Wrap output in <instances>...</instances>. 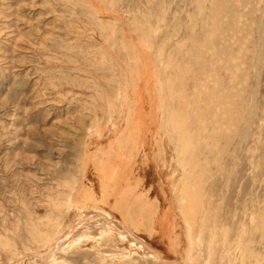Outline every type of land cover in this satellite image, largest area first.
<instances>
[{
  "label": "rangeland",
  "instance_id": "374dc122",
  "mask_svg": "<svg viewBox=\"0 0 264 264\" xmlns=\"http://www.w3.org/2000/svg\"><path fill=\"white\" fill-rule=\"evenodd\" d=\"M0 264H264V0H0Z\"/></svg>",
  "mask_w": 264,
  "mask_h": 264
},
{
  "label": "bare ground",
  "instance_id": "6f19581e",
  "mask_svg": "<svg viewBox=\"0 0 264 264\" xmlns=\"http://www.w3.org/2000/svg\"><path fill=\"white\" fill-rule=\"evenodd\" d=\"M167 86H168V85H167ZM166 88H167V87H166ZM163 96H164V95H163ZM159 106H160V105H159ZM155 108H158V107H155ZM167 109H168V108H167ZM167 109H166V110H167ZM139 110H140V109H139ZM156 111H157L156 113H158V109H157ZM171 111H172V110H171ZM172 113H173V111H172ZM153 114H154V113H153ZM126 115H127V114H126ZM118 116H119V115H118ZM129 116H130V115H129ZM137 116H138V115H137ZM160 117H161V116H160ZM136 118H137V117H136ZM167 118H168V117H167ZM130 120H131V119H130ZM159 120H160V118H159ZM169 120H170V119H169ZM152 121H153V120H152ZM137 122H138V121H137ZM148 122H149V121H148ZM126 123H127V122H126ZM168 123H169V122H168ZM142 124H143V123H142ZM148 124H149V123H148ZM148 124H147V125H148ZM125 125L128 126V124H125ZM137 125H138V123H137ZM150 125H151V124H150ZM171 125H172V124H171ZM143 126H145V125H143ZM157 126H158V125H157ZM174 126H175V125L173 124V127H174ZM138 127H139V126H138ZM159 127H160V125H159ZM126 128H128V127H126ZM126 128H125V130H126ZM134 128H135V127H134ZM142 128H143V127H142ZM156 128H157V127H156ZM175 128H176V127H175ZM136 129H137V127H136ZM138 129H139V128H138ZM138 129H137V130H138ZM158 129H160V128H157L156 130H158ZM186 129H187V128H186ZM140 130H141V129H140ZM140 130H139V131H140ZM160 130H161V129H160ZM178 130H179V129H178ZM135 131H136V130H135ZM139 131H138V132H139ZM187 131H188V130H187ZM140 132H141V131H140ZM140 132H139V133H140ZM132 133H133V135H134V131H133ZM142 134H143V133H142ZM177 134H181V133L179 132V133H177ZM181 135H182V134H181ZM181 135H180V137H181L180 140L182 141V140H183L182 138H184V137H182ZM184 135H185V134H184ZM187 135H188V134H187ZM130 136H131V135H130ZM138 136L141 137L142 135H138ZM143 136H144V135H143ZM143 136H142V138H143ZM133 137H135V136H133ZM180 137L177 136V138H180ZM185 137H187V136H185ZM153 138H155V137H153ZM135 139H136V137H135ZM132 140H133V139H132ZM132 140H131V141H132ZM139 140H140V139H139ZM139 140L137 141V143H139ZM186 140H188V139H186ZM141 141H142V140H141ZM151 141H152V140H151ZM122 142H123V141H122ZM134 142H135V140H134ZM129 143H130V140H129ZM181 143H182V142H181ZM183 143H185V141H183ZM135 144H136V142H135ZM179 144H180V143H179ZM187 144H189V143H187ZM130 145H131V144H130ZM133 145H134V144H133ZM139 145H140V144H139ZM189 145H191V144H189ZM164 146H165V145H164ZM185 146H187V147H185V148H188V145H185ZM136 147H137V146H136ZM181 147H182V145H181ZM138 148H140V147H138ZM185 148H184V149H185ZM133 150H134V149H133ZM146 150H147V149H146ZM188 151H189V150H188ZM133 152H134V151H133ZM152 152H153V151H152ZM183 152H184V151H183ZM136 153H137V151H136ZM142 153H143V152H142ZM165 153H167V152H165ZM123 155H124V153H123ZM182 155H183V154H182ZM132 157H133V156H132ZM132 157H131V158H132ZM152 157H153V156H152ZM168 157H169V156H168ZM166 158H167V157H166ZM184 158H185V157H184ZM123 160H124V159H123ZM167 160H168V159H167ZM182 160H183V159H182ZM128 161H129V160H127V163H128ZM130 161H132V159H130ZM183 161H184V160H183ZM187 161H188V160H187ZM123 162H124V161H123ZM182 163L185 164V161L182 162ZM186 163L188 164V162H186ZM129 165H130V164H129ZM129 165H128V166H129ZM131 165H132V164H131ZM133 165H134V164H133ZM133 165H132V166H133ZM182 165H183V164H182ZM183 166H184V165H183ZM184 167H185V166H184ZM138 168H139V167H138ZM176 170L179 171V169H176ZM176 170L173 169L172 172H173V171H176ZM178 171H177V172H178ZM122 172H123V171H122ZM167 172H168V171H167ZM143 174H144V173H143ZM166 174H167V173H166ZM185 174H186V173H185ZM121 175L123 176L124 174H121ZM128 175H129V174H128ZM130 175H131V173H130ZM130 175H129V176H130ZM171 175H174V177L176 178V176L179 175V173H177V174H173V173H172ZM175 175H176V176H175ZM182 175H183V174H182ZM186 176H187V175H186ZM191 176H192V175H191ZM193 176H194V175H193ZM125 177H126V176H125ZM101 178H102V177H101ZM171 178H172V177L170 176L169 179H171ZM189 178H190V177H189ZM192 178H193V177H192ZM194 178H195V177H194ZM172 179H173V178H172ZM172 179H171V180H172ZM198 179H199V178H198ZM171 180H169V181H171ZM173 180H174V179H173ZM180 180H181V179H180ZM173 183H175V182H173ZM128 184H129V183H128ZM175 184H176V183H175ZM180 184H183V185H182V190H183L184 195H186V193L189 191L188 188H190V184H189L188 182H186V183H185V182H183V183L180 182ZM180 184H179V185H180ZM172 185H173V184H172ZM133 186H134V185H133ZM188 186H189V187H188ZM99 187H100V186H99ZM123 187H124V186H123ZM146 187H147V186H146ZM191 187H192V186H191ZM97 188H98V187H97ZM115 188H116V187H115ZM132 188H133V187H132ZM173 188H174V187H173ZM112 190H113V189H112ZM151 190H152V189H151ZM120 191H121V188H120ZM197 193H198V192H197ZM136 195H137V194H136ZM188 195H189V194H188ZM197 195H198V194H197ZM197 195H196V197H197ZM156 197H157V196H156ZM185 197H186V202L184 203V211H182V212L185 214V216L187 217V220H188L189 223L192 225L193 230H196V228H197V221H196V218H197L198 214H197V216H195V217H196L195 219L192 217V215H191V213H190V211H189L190 209H188L189 207L187 206V203L189 204V203H190V200H189V198H187V196H185ZM166 198H167V197H166ZM126 199H127V198H126ZM128 199H129V198H128ZM128 199H127L126 201L129 202ZM198 199H199V196H198ZM198 199H197V200H198ZM135 200H136V199H135ZM135 200H134V201H135ZM166 200H167V199H166ZM195 200H196V199H195ZM118 201H120V200H118ZM126 201H125V202H126ZM130 202H131V201H130ZM136 202H137V201H136ZM192 202H194V201H192ZM133 203H134V202H133ZM202 203H203V202H202ZM162 204H163V202H162ZM192 205H193V204H191V206H192ZM197 205H198V204H197ZM165 207H166V206H165ZM125 208H127V207H125ZM194 208H195V207H194ZM129 209H130V208H129ZM195 212H196V211H195ZM193 214H195V213H193ZM199 214H201V213H199ZM157 216H158V214H157ZM162 217H163V216H162ZM161 220H162V222L160 221V222L158 223V226H159V227H164V220H163V219H161ZM181 220H182V219H181ZM179 221H180V220H179ZM198 221H199V220H198ZM198 223H199V222H198ZM156 225H157V224H156ZM156 225H154V226H156ZM158 226H157V227H158ZM159 227H158V228H159ZM150 230H151V229H150ZM153 230H154V229H153ZM151 231H152V230H151ZM160 231H161V229H160ZM162 231H163V230H162ZM196 231H197V230H196ZM152 232H153V231H152ZM162 235H163V234H162ZM161 237H162V236H161Z\"/></svg>",
  "mask_w": 264,
  "mask_h": 264
}]
</instances>
